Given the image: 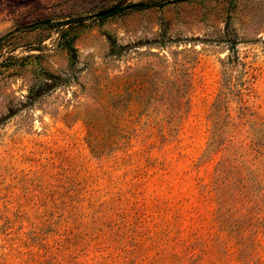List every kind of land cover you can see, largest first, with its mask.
Masks as SVG:
<instances>
[{
    "label": "rangeland",
    "instance_id": "374dc122",
    "mask_svg": "<svg viewBox=\"0 0 264 264\" xmlns=\"http://www.w3.org/2000/svg\"><path fill=\"white\" fill-rule=\"evenodd\" d=\"M138 1L0 0V264H264V0Z\"/></svg>",
    "mask_w": 264,
    "mask_h": 264
},
{
    "label": "trees",
    "instance_id": "16d2710c",
    "mask_svg": "<svg viewBox=\"0 0 264 264\" xmlns=\"http://www.w3.org/2000/svg\"><path fill=\"white\" fill-rule=\"evenodd\" d=\"M159 1L160 0H141V1H138V2L130 3L129 7L132 10H147V9L162 5L163 3H160ZM166 2H173V1H166ZM120 9H122V8H120ZM120 9H118L117 11H115L114 13H112V14H110L108 16L97 18V20H104L107 17L113 16V15L119 13ZM79 22H81V21H79ZM42 24H45V23H42V22L41 23H35V24H33L32 27L33 28H38L39 26H42ZM47 24L49 25V23H47ZM62 25H68L67 29L64 30L63 32H61L60 39L62 40V42H65L66 45H65L64 48L67 50L68 53H70L71 50H72V47H71L72 39H68L67 37L70 36V33L75 28V26L73 25L72 21L59 24V26H62ZM74 37L75 36H73V39H74ZM222 133L223 132L219 133V132H217L215 130L214 131L212 130L211 131V139H210L209 145L212 146V145H215V144L216 145L219 144L217 139H218V137L221 138V134Z\"/></svg>",
    "mask_w": 264,
    "mask_h": 264
},
{
    "label": "water",
    "instance_id": "95a60500",
    "mask_svg": "<svg viewBox=\"0 0 264 264\" xmlns=\"http://www.w3.org/2000/svg\"><path fill=\"white\" fill-rule=\"evenodd\" d=\"M126 2H120L116 5H114L113 7H110L106 10L100 11L96 14L93 15V18H101V17H105L108 16L112 13H114L115 11H117L118 9L122 8L123 6H125Z\"/></svg>",
    "mask_w": 264,
    "mask_h": 264
}]
</instances>
